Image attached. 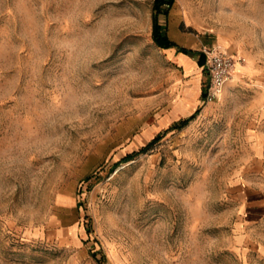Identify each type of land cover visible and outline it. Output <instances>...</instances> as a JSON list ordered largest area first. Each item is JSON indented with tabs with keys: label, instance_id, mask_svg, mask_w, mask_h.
<instances>
[{
	"label": "rangeland",
	"instance_id": "obj_1",
	"mask_svg": "<svg viewBox=\"0 0 264 264\" xmlns=\"http://www.w3.org/2000/svg\"><path fill=\"white\" fill-rule=\"evenodd\" d=\"M152 4L0 0V264H264V0L159 14L238 59L193 108L207 72Z\"/></svg>",
	"mask_w": 264,
	"mask_h": 264
},
{
	"label": "trees",
	"instance_id": "obj_2",
	"mask_svg": "<svg viewBox=\"0 0 264 264\" xmlns=\"http://www.w3.org/2000/svg\"><path fill=\"white\" fill-rule=\"evenodd\" d=\"M174 0H153L152 4V39L156 46L164 49L168 48H176L178 52H182L189 56H196L197 63L199 66H203L206 61V54L203 51L194 50L191 48L181 47L176 44L173 40H171L166 34L165 29L159 22V14L164 13L167 14L170 8L172 7ZM206 87L202 88L201 98L205 101V93ZM200 108H197L192 114L185 118H181L177 121H174L168 128L156 134L148 143H146L143 147H141L137 151H133L125 155L119 162L128 161L133 159L136 155L141 152H145L149 148H151L166 132L173 129H181L186 126L198 113Z\"/></svg>",
	"mask_w": 264,
	"mask_h": 264
},
{
	"label": "built area",
	"instance_id": "obj_3",
	"mask_svg": "<svg viewBox=\"0 0 264 264\" xmlns=\"http://www.w3.org/2000/svg\"><path fill=\"white\" fill-rule=\"evenodd\" d=\"M203 52L206 54L208 74L205 100L210 101L220 95L225 82L232 75L238 59L232 53L218 48H204Z\"/></svg>",
	"mask_w": 264,
	"mask_h": 264
},
{
	"label": "crops",
	"instance_id": "obj_4",
	"mask_svg": "<svg viewBox=\"0 0 264 264\" xmlns=\"http://www.w3.org/2000/svg\"><path fill=\"white\" fill-rule=\"evenodd\" d=\"M170 49L173 50V52H177L178 53V59H179V61L182 62L186 66V68L187 67L190 68V67H194V66H199L198 63H197V57H196V60L194 61V59H192V57H194V56H189V55L184 54L182 52H178L177 50H175L176 48H168L167 49V51H168V53L170 55L172 53ZM199 67H202V69L207 72V70H206V61H205V63H204L203 66H199ZM207 77H208V74H207ZM207 84H208V81H207ZM201 93H202V85L198 81V82L195 83L193 90L188 93L187 103H188V105L191 108L197 106L201 101L204 102V100H202V98H201Z\"/></svg>",
	"mask_w": 264,
	"mask_h": 264
}]
</instances>
